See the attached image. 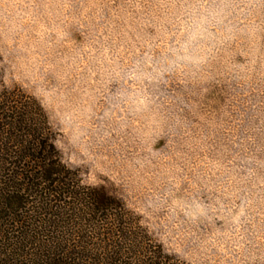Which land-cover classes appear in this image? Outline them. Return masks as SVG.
Instances as JSON below:
<instances>
[{
  "label": "rangeland",
  "instance_id": "374dc122",
  "mask_svg": "<svg viewBox=\"0 0 264 264\" xmlns=\"http://www.w3.org/2000/svg\"><path fill=\"white\" fill-rule=\"evenodd\" d=\"M184 264H264V0H0V94Z\"/></svg>",
  "mask_w": 264,
  "mask_h": 264
},
{
  "label": "trees",
  "instance_id": "16d2710c",
  "mask_svg": "<svg viewBox=\"0 0 264 264\" xmlns=\"http://www.w3.org/2000/svg\"><path fill=\"white\" fill-rule=\"evenodd\" d=\"M40 106L0 94V264H184L115 197L81 183Z\"/></svg>",
  "mask_w": 264,
  "mask_h": 264
}]
</instances>
